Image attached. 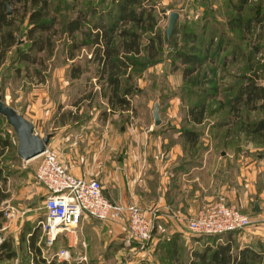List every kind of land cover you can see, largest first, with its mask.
<instances>
[{"label":"crops","instance_id":"0c3cea01","mask_svg":"<svg viewBox=\"0 0 264 264\" xmlns=\"http://www.w3.org/2000/svg\"><path fill=\"white\" fill-rule=\"evenodd\" d=\"M221 1L216 0L214 7ZM154 3L157 9L165 8L166 14L178 11L180 17V11L203 10L201 0H154ZM184 16L179 21L199 17ZM165 62L148 68L133 81L134 88L141 92L128 96L132 107L127 110L111 109L108 97L102 93L103 85L108 91L107 83L94 76L97 82L93 90L85 95L72 94L70 89L85 70L79 79L67 75V79L48 82L49 86L45 87L39 86L41 81L30 91L14 84H0L2 100L23 113L38 134L51 135L48 145L57 151L73 174L100 180L105 196L112 202L134 203L157 209L159 213L149 242L127 243L129 232L122 220L103 221L85 216L77 227L61 231L53 245L47 244L41 226L34 242V247L40 251L33 253L29 240L21 239L25 231L19 224L24 220L19 219L28 212L13 206V216L5 217L0 229V260H6L2 263L9 260L18 263L36 257V260H65L69 264H136V260L156 264L157 259L165 255L167 260L190 264L192 260H200L204 252L210 257L219 245L227 243H231L233 253L250 248L264 260V144L249 142L238 151L231 146L218 145V140L207 129L201 138L203 146H186L180 128L183 101L179 95H174L178 90L167 98L174 111L161 117L162 128L153 122L146 127L137 125L134 114L137 105L149 106L154 100L161 101L164 94L183 84V81L177 86L158 81L159 76L149 78L155 67L160 70ZM0 75H4L1 69ZM54 85L62 90L59 95ZM221 197L248 215L250 204L254 202L252 210L256 215H250L254 224L244 230L217 235L190 231L189 218ZM256 201L258 211L254 210ZM31 219L29 215L25 220ZM30 235L31 232L27 238ZM6 239H11L9 246L2 247ZM62 250L68 255L62 256ZM9 251L15 252L12 257H7Z\"/></svg>","mask_w":264,"mask_h":264},{"label":"trees","instance_id":"16d2710c","mask_svg":"<svg viewBox=\"0 0 264 264\" xmlns=\"http://www.w3.org/2000/svg\"><path fill=\"white\" fill-rule=\"evenodd\" d=\"M55 1L0 0V32L7 28L0 37V57L18 41L13 30L17 18L8 15L9 5L20 4L23 8L20 21L27 18L30 23L27 51L19 52L9 69L14 67L16 72L19 71V62L22 61L36 63L37 58L32 51L50 49L51 37L59 32L60 26L70 38L67 59L74 60L83 49L91 52L92 61L97 62L94 77L107 83L109 89L105 91L103 85L102 93L108 97L112 110L130 109L132 106L128 96L141 92L139 88H134L133 81L148 68L168 59L172 70L180 71L182 75V88L174 95H179L183 101L184 115L180 128L186 146H203L201 138L207 129L218 140V145L231 146L238 151L242 150V142L264 144V86L260 84L264 77V63L256 64L254 61L264 45L263 2L222 0L218 7H214L211 0H201V15L195 20H178L168 39L166 31L160 27L162 16H158L159 11L166 13L167 10L157 9L152 0L82 3L79 1L83 0H59L57 4ZM238 61L244 62V70L237 82L226 86L217 72L221 67L235 65ZM84 70L81 65L73 64L70 77L79 79ZM260 71H263L262 76ZM36 73L40 74L41 71ZM173 93L164 94L161 102ZM242 106L244 123L241 120L239 127H230V120L240 117ZM161 111L159 107V113ZM259 111L263 114L255 116ZM8 146L9 142L3 141L0 153ZM15 157L20 158L17 152ZM8 196L0 186V205ZM41 221L37 228L26 223L25 233L21 237L22 240H29L33 253L40 251V248L34 247V242L42 226ZM4 222L5 211L0 206V229ZM10 241L6 239L2 247ZM161 248L158 247V253ZM14 253L9 251L7 257H12ZM257 257L259 254L250 248L233 253L231 243H227L219 245L210 257L208 252H204L200 260H192L190 264H253ZM3 261L6 260H0V264H5ZM177 262L182 264L179 260ZM22 264L69 263L65 260H36L35 257L34 260H23Z\"/></svg>","mask_w":264,"mask_h":264},{"label":"rangeland","instance_id":"374dc122","mask_svg":"<svg viewBox=\"0 0 264 264\" xmlns=\"http://www.w3.org/2000/svg\"><path fill=\"white\" fill-rule=\"evenodd\" d=\"M85 1L97 2L100 0H83V1H79V3ZM215 1L216 0H211L213 4L215 3ZM55 2L57 4L59 0H56ZM55 2L53 3V6ZM152 2L154 3V0H152ZM251 2L264 3V0H252ZM22 12H23V8L20 4L17 5L11 3L9 5V11H7L8 15L10 16L14 15L15 18H17L16 26L13 27V30L15 31L18 41L14 45V47H12L11 50L6 51V53L0 57V69L1 72L4 73V75H0V84L3 82L5 85L8 86L14 84L17 85L19 89H23L24 91L27 89L28 91H30V89H32L33 86L37 85L41 81H43V83L40 84L39 86L41 87V85H44L45 87V85L49 86L48 82L51 83L52 81L58 82L59 80H64L65 76L67 75L70 76V68L73 66V64H79L82 66L83 69H85V72L79 80L75 81L76 85H74L70 89V91L72 92V94L74 95L77 94L78 96V94L85 95L89 93L91 90H93L94 83L97 82L96 79H93V76L97 69V62L92 61V54L88 49H83L81 52H78L79 56L74 60L70 61L69 59H67L66 50H67V43L70 40V38L67 37L64 28L60 26H59V32L51 37L50 49L48 48L44 52L32 51L33 56L37 58L36 63L22 61L19 62V66H20L19 71L16 72L14 67L10 71L8 66L11 65V63L15 60V58L19 56V52L27 51V47H28L26 41H27V30L30 27V23L27 18L26 20L20 21ZM180 13H182V16L180 17L179 14L178 20L180 18L183 19L185 17L184 15L186 14L190 15L191 17L199 16L201 15L202 11L201 9L198 8V10L193 9L190 10V12L184 10V11H180ZM169 14L170 12L166 14L164 13V11L161 13L159 11L158 13L159 17L162 16V19L160 21V27L163 31H166L168 28ZM6 30L7 28L4 27L3 30L0 32V37L2 36V34H4V32H6ZM42 35H46V34L43 33ZM1 49L2 47H0V53H1ZM254 61L256 62V64L264 63V45L261 47V52H259L254 57ZM160 67H161L160 70L156 69L155 67L154 72L149 76L150 79L151 77L152 79H155L157 76H159L157 77L158 81L159 80L168 81L170 84H176V86L178 83L182 81V76L180 71L174 72L172 70V64L170 60L166 59V62L163 63ZM258 69L261 70V68ZM243 70H244V62L242 63V61H238L237 64L235 65L229 64L224 68L221 67L219 69V72H217V74L219 78L224 79L225 83L227 84L226 86H228V84L237 82L238 77ZM36 71H41V73L38 74L36 73ZM260 72H261L260 76H262L263 71ZM260 84L264 86V77L261 79ZM54 86L55 89L57 90L56 92L59 95L60 91L62 90H60L59 85H54ZM181 88L182 85L180 84L178 89H173L171 91L172 92H176L177 90L180 91ZM1 90L2 88L0 87V99H3ZM23 90H20V92L22 93ZM154 101L155 103H151V105L149 106L145 103H142L140 105H137L136 108L134 109V114L138 119L137 121L138 126L146 127L152 122L155 125L154 116L152 115L155 104L157 102H159L160 104L161 101L160 100H154ZM160 107L162 109L160 113L161 117L163 116L165 117L166 115L165 113H172L174 111V107L173 105H170V100L168 99L163 100L161 102ZM262 114L263 112L259 111L255 113V116L257 115L261 116ZM241 120L244 123V106H242L240 117L239 118L234 117V120L233 119L230 120V122L232 123L230 124L231 125L230 127H239ZM242 128H244V126ZM242 135H244V133ZM3 141L9 142V146L5 148L3 152L0 153V170L2 171L0 186L4 188L5 192H7L9 196L0 206L1 207L5 206V208H7L8 206H14L18 210H21V212L26 210L28 213H26L25 216H22L23 218L19 219L20 221L21 219H24L22 222H19V224H21L22 227H26V223H27V226L31 225V226H36L37 228L42 219H47L46 209H45L46 190L40 183L37 182L34 175L35 166L37 165L40 157H36L30 161H24L22 159L19 160L17 157H15L17 152V144H18L16 132L14 128L8 123L7 119L3 116H0V146L2 145ZM14 141H16L17 143H15ZM239 143H241V140L239 141ZM242 143L241 146L244 148V142ZM253 203L254 202L250 204V208H249L250 212L247 213H249L252 216H255L256 212L252 210ZM29 215L32 216V219L29 221L25 220L26 216ZM252 216L250 217L253 221ZM254 222L255 221L252 222V225L254 224ZM149 241L150 240L145 242H149ZM162 252L167 254V251H162ZM164 256H160L161 259L158 258L157 259L158 263L156 262V264H179L177 262L178 260L177 261L167 260L166 257ZM22 261L20 260L17 263V260H9L5 264H22ZM145 261L136 260V264H142ZM252 263L264 264V260H261L259 256L256 259H254Z\"/></svg>","mask_w":264,"mask_h":264},{"label":"built area","instance_id":"2783aa9c","mask_svg":"<svg viewBox=\"0 0 264 264\" xmlns=\"http://www.w3.org/2000/svg\"><path fill=\"white\" fill-rule=\"evenodd\" d=\"M38 157L35 179L46 190L47 219L41 224L48 245L54 244L61 231L77 227L85 216L103 221H124L129 244L152 239L159 216L157 209L112 202L105 196L100 180L73 174L69 165L49 145ZM12 209L13 206L4 208L6 218L13 216ZM252 222L250 215L221 197L189 218L187 225L195 234L209 235L244 230L251 227ZM60 254L67 256L68 252L62 250Z\"/></svg>","mask_w":264,"mask_h":264},{"label":"water","instance_id":"95a60500","mask_svg":"<svg viewBox=\"0 0 264 264\" xmlns=\"http://www.w3.org/2000/svg\"><path fill=\"white\" fill-rule=\"evenodd\" d=\"M179 17V12L172 11L169 14V24L166 30V36L169 39L173 33L174 27ZM160 104L157 102L154 107L153 116L155 126L162 123L159 113ZM0 114L5 116L8 123L14 128L18 137V155L25 161L32 160L40 156L50 142L51 135L46 133L41 136L35 131L33 123L21 112L0 99ZM254 210L258 211L259 202L256 201Z\"/></svg>","mask_w":264,"mask_h":264}]
</instances>
